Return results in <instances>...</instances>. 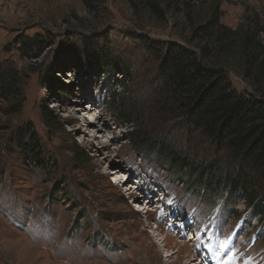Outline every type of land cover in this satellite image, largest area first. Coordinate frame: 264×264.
I'll return each mask as SVG.
<instances>
[{
  "label": "rangeland",
  "instance_id": "obj_1",
  "mask_svg": "<svg viewBox=\"0 0 264 264\" xmlns=\"http://www.w3.org/2000/svg\"><path fill=\"white\" fill-rule=\"evenodd\" d=\"M244 6L264 0L223 2L220 22L234 29ZM182 24L156 22L125 0L91 10L83 0H0V65L23 83L21 105L0 100V264H202L211 244L226 245L227 264H264V219L223 185L239 163L190 130L159 81L161 60L144 46L183 45ZM34 36L47 43L23 59L19 42ZM106 54L127 76L104 70ZM135 132L213 166L221 185L208 192L142 156ZM18 133L37 142L44 164L26 159ZM253 191L264 195V184Z\"/></svg>",
  "mask_w": 264,
  "mask_h": 264
},
{
  "label": "trees",
  "instance_id": "obj_2",
  "mask_svg": "<svg viewBox=\"0 0 264 264\" xmlns=\"http://www.w3.org/2000/svg\"><path fill=\"white\" fill-rule=\"evenodd\" d=\"M94 2L101 5L103 0H83L89 10L93 9ZM125 2L132 11L143 12L156 22L166 23L168 18H173L183 23L182 30L175 34L183 45L146 41L144 46L161 60L159 81L190 130L201 133L239 163L236 174L225 178L223 185L242 199L248 198L264 219V195H253L256 193L253 190L264 184V8L244 6L240 22L232 29L220 22V6L229 0ZM45 39L24 38L19 42V54L23 59L38 58L47 43ZM102 60L105 71L117 68L127 76V70L120 69L119 63L108 54ZM230 75L244 85L242 92L233 88ZM22 86L17 70L0 65V100L20 101ZM120 111L121 119L131 125L128 113L121 107ZM15 139L26 159L44 164L33 138L27 144L18 133ZM133 143L142 156L156 155L170 170L195 180L203 190L216 191L222 183L213 166L193 163L159 139L135 132Z\"/></svg>",
  "mask_w": 264,
  "mask_h": 264
},
{
  "label": "bare ground",
  "instance_id": "obj_3",
  "mask_svg": "<svg viewBox=\"0 0 264 264\" xmlns=\"http://www.w3.org/2000/svg\"><path fill=\"white\" fill-rule=\"evenodd\" d=\"M204 235V234H203ZM202 237V236H201ZM168 238L166 237L165 239H163V242L166 241ZM229 243V241H228ZM225 244H221L219 251L216 252V248L215 245L211 244L210 247L208 249H210L209 251H207L208 253H204L205 257H202V260L200 259L199 261L202 264H227L228 261L227 260H223L220 256L222 255L223 250L221 249L222 246ZM226 246V245H225ZM223 246V247H225ZM203 249V248H202ZM218 256V257H217ZM224 256V255H223ZM215 257V258H214ZM195 255L192 256V259L194 260ZM210 258H212V260H210ZM191 259V260H192ZM197 259V258H196ZM205 260V261H204ZM227 261V262H226ZM191 262V261H190ZM187 264V263H186ZM195 264V263H193Z\"/></svg>",
  "mask_w": 264,
  "mask_h": 264
}]
</instances>
